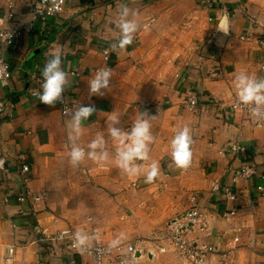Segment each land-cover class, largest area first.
<instances>
[{"label": "crops", "instance_id": "obj_1", "mask_svg": "<svg viewBox=\"0 0 264 264\" xmlns=\"http://www.w3.org/2000/svg\"><path fill=\"white\" fill-rule=\"evenodd\" d=\"M125 6L138 14L140 27L131 44L114 51ZM4 7L0 0V16ZM16 11L27 29L16 50L4 47L11 79L0 87L5 108L0 154L7 167L0 171V200L7 198L0 205V264H96L89 255L52 246L47 237L66 228L82 230L92 237L90 244L108 247L123 233L120 243H134L138 251L124 253V264H190L163 237L166 222L193 205L200 220L186 236L214 247L205 264H264V194L254 188L264 186V124L229 110L237 99L233 80L238 72L264 78V0H79L44 25L32 19L25 0L17 1ZM5 25L9 22L0 18V26ZM105 46L111 52L110 87L103 96H90L88 82L107 66ZM57 48L74 111L81 105L95 108L77 143L87 151L88 143L102 135L106 162L85 159L73 167L68 158L71 115L64 116L58 102L39 101L41 83L35 77ZM163 79L164 84L157 82ZM191 92L198 99L194 111L182 103ZM113 112L124 131L141 113L155 117L149 160L137 162L145 167L158 162L153 182L146 183L143 174H123L116 166L117 145L107 131ZM185 126L192 155L189 166L179 169L169 143ZM231 143L243 150L228 151ZM21 156L29 165L26 173L19 171ZM244 163L255 173L234 183V172ZM24 185L45 192V198L20 203L16 196ZM224 186L237 189L238 198H224ZM233 207L237 212L224 218L223 212ZM232 236H238V244L227 251ZM9 247L12 260L5 262ZM113 253L100 264H118Z\"/></svg>", "mask_w": 264, "mask_h": 264}, {"label": "clouds", "instance_id": "obj_2", "mask_svg": "<svg viewBox=\"0 0 264 264\" xmlns=\"http://www.w3.org/2000/svg\"><path fill=\"white\" fill-rule=\"evenodd\" d=\"M137 13L131 12L125 6L119 14L118 27L120 31L119 38L112 45L113 50L117 48L124 50L132 43L134 34L138 31L140 25L137 20ZM40 76L42 82L40 85L39 101L45 105H54L57 101L62 100V94L68 84L67 73L62 67V52L59 48L55 49L44 64ZM112 69L101 68L97 70L94 78L89 82V95L103 96L104 91L109 90ZM238 104L247 107L251 117L264 121V78L257 79L248 74L246 71L238 72L233 80ZM71 111V110H66ZM93 106L81 105L75 111L71 112V117L67 122L69 163L73 167H78L85 159L97 163H103L109 160V152L105 148V139L102 135H97L87 145V151L77 143V139L83 133V122L87 121L93 114ZM119 115L114 112L109 117L108 135L117 145L115 149V164L128 176H138L143 174L146 183H151L158 176V162L152 161L147 167L137 162H147L149 160L150 145L154 142L151 133V120L154 116H148L147 113H141L130 130L124 131L117 127L119 124ZM192 139L190 130L187 126L178 129L173 138L170 140L169 148L171 159L174 165L179 169H185L191 161ZM90 237L82 230H77L73 234L74 246L80 252L87 251L90 247ZM124 239L121 233L109 244V249L120 244ZM9 251H11L9 249Z\"/></svg>", "mask_w": 264, "mask_h": 264}, {"label": "built area", "instance_id": "obj_3", "mask_svg": "<svg viewBox=\"0 0 264 264\" xmlns=\"http://www.w3.org/2000/svg\"><path fill=\"white\" fill-rule=\"evenodd\" d=\"M18 0H5V7L3 15L0 18L4 19L5 23L9 22V25L0 26V87H6L9 85L11 79V71L9 69L8 62L4 55V47L8 46L11 50H16L18 48V40L23 31L27 29V26L18 20V15L16 11V3ZM27 1L28 10L31 14L32 19L39 20L42 25L50 18L58 16L65 11V7L68 3L76 2L79 0H25ZM103 59L108 68V63L110 59V49L108 46L102 48ZM97 72V70H96ZM67 73V72H66ZM73 73V72H71ZM68 74V73H67ZM35 80L39 83L42 82L40 74L35 77ZM37 91L33 90L32 94H36ZM63 99L57 101L60 103L61 113L64 116L71 115L74 111L75 104L73 101L67 99V93L64 91L62 94ZM182 103L187 106L190 111H194L198 105V99L196 95L189 93L182 99ZM4 101L0 98V120L2 114L4 113ZM71 110V111H66ZM230 112H242L247 116L250 113L247 107L240 106L237 99L229 104ZM255 119V118H254ZM256 120V125L264 124V121ZM243 150V147L237 143H231L228 151L237 152ZM20 166L19 171L21 173H26L29 171V165L24 161V157H19ZM0 171L6 172V159L0 154ZM255 173L252 165L249 163L242 164L237 170H235L233 175V182L237 183L241 178H250ZM133 185L136 183L133 182ZM2 185L0 184V190ZM255 190L259 195L264 194L263 185H255ZM224 198L227 200H236L238 196V190L229 186H224L222 188ZM45 192L34 193L29 190L26 185H24V191L17 194L16 200L25 205H31L35 202L42 201L45 198ZM192 201H195V197H191ZM7 203V198L4 196L0 200V205ZM237 212V208H228L223 212V217L228 218ZM200 220V212L195 205L191 206L189 210L184 212L178 217L172 218L167 221L166 229L164 234V239L178 250L181 256L186 258L190 264H205V259L207 254L215 252L214 247L211 244H200L196 240H190L186 235L188 232L192 231L194 227ZM13 228L17 227L16 223H13ZM33 226V225H32ZM73 230L70 228L62 229L55 233L54 235L47 237L49 241L52 242V246H65L68 249L80 252L77 247L74 246L73 241ZM238 236H232L226 240L227 251H231L237 247ZM9 249L11 251H9ZM115 251L117 253V263L124 264V258H122V253L131 254L132 256L136 252V246L132 243H120L118 246L109 249L101 244L90 245L87 251L82 253L89 255L96 264L102 263L106 255H109ZM13 247L7 249L6 255L4 257L5 262H10L12 260ZM81 253V252H80Z\"/></svg>", "mask_w": 264, "mask_h": 264}, {"label": "rangeland", "instance_id": "obj_4", "mask_svg": "<svg viewBox=\"0 0 264 264\" xmlns=\"http://www.w3.org/2000/svg\"><path fill=\"white\" fill-rule=\"evenodd\" d=\"M164 81H161V80H159V81H157L159 84H164L165 83V81H167L166 79H163ZM157 84V83H156ZM191 94L192 95H195L194 93H192L191 92ZM188 95V94H187ZM237 198H238V196H237ZM167 223V222H166ZM165 229H166V224H165ZM95 244H98V243H95ZM132 244H134V243H132ZM90 245H94V244H90ZM102 245V244H101ZM61 246V245H60ZM105 246V245H104ZM106 247H108V246H106ZM78 253H80V252H78ZM82 253V252H81ZM82 254H84V253H82ZM113 252L112 253H110L109 255H106L105 256V258H104V260L102 261V262H105L106 260H108V259H111L112 257H113ZM87 255V254H86ZM114 257H115V255H114ZM125 255H124V253H122V258H124L125 259ZM114 261H117L116 259H113Z\"/></svg>", "mask_w": 264, "mask_h": 264}, {"label": "water", "instance_id": "obj_5", "mask_svg": "<svg viewBox=\"0 0 264 264\" xmlns=\"http://www.w3.org/2000/svg\"><path fill=\"white\" fill-rule=\"evenodd\" d=\"M135 254L138 255V251H136Z\"/></svg>", "mask_w": 264, "mask_h": 264}]
</instances>
